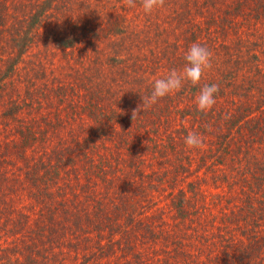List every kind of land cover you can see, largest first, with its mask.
<instances>
[{
  "label": "rangeland",
  "instance_id": "1",
  "mask_svg": "<svg viewBox=\"0 0 264 264\" xmlns=\"http://www.w3.org/2000/svg\"><path fill=\"white\" fill-rule=\"evenodd\" d=\"M140 5L0 0V245L46 226L62 264H264V0ZM192 43L211 70L133 123Z\"/></svg>",
  "mask_w": 264,
  "mask_h": 264
},
{
  "label": "clouds",
  "instance_id": "2",
  "mask_svg": "<svg viewBox=\"0 0 264 264\" xmlns=\"http://www.w3.org/2000/svg\"><path fill=\"white\" fill-rule=\"evenodd\" d=\"M122 4L128 8L136 7V0H122ZM165 0H141V7L146 14L163 8ZM213 54L207 46L200 43H192L184 54L185 65L182 70L171 69L169 72L152 81L149 95H141L142 103L132 110L131 119L136 121L141 111H146L155 105L160 99L178 92L185 83L192 86L200 84L207 70L212 68ZM219 92L217 84H205L195 97L196 108L199 112L207 114L216 104V94ZM186 149H202L203 137L196 132H189L184 138Z\"/></svg>",
  "mask_w": 264,
  "mask_h": 264
},
{
  "label": "trees",
  "instance_id": "3",
  "mask_svg": "<svg viewBox=\"0 0 264 264\" xmlns=\"http://www.w3.org/2000/svg\"><path fill=\"white\" fill-rule=\"evenodd\" d=\"M52 211L54 210L50 209V212L45 214V218L48 220V222L54 224L55 222H57V217L54 213H51ZM90 220H95V217L91 218ZM44 230V233H40L37 230V234H35V237L36 235H40L37 242L38 244H34L35 240L38 239L36 237V239L31 243H29V241L20 240L19 243H17L15 246H11V251L14 252L13 255L17 253H23L24 257L19 255L14 257L13 255L10 256V248H6L0 245V258H3L4 262L10 261L9 264H62L61 260L54 259V249L57 243H55V241L53 240L54 236H52V232L49 231V227L46 228V226H44ZM1 243L2 242L0 240V244ZM2 262L3 261L0 260V263Z\"/></svg>",
  "mask_w": 264,
  "mask_h": 264
}]
</instances>
